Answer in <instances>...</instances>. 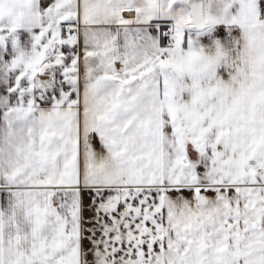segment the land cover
<instances>
[{
	"label": "snow or ice",
	"instance_id": "1",
	"mask_svg": "<svg viewBox=\"0 0 264 264\" xmlns=\"http://www.w3.org/2000/svg\"><path fill=\"white\" fill-rule=\"evenodd\" d=\"M0 264H264V0H0Z\"/></svg>",
	"mask_w": 264,
	"mask_h": 264
},
{
	"label": "crops",
	"instance_id": "2",
	"mask_svg": "<svg viewBox=\"0 0 264 264\" xmlns=\"http://www.w3.org/2000/svg\"><path fill=\"white\" fill-rule=\"evenodd\" d=\"M97 150H98V151L100 150V145H99V143H97ZM84 199H85V204L87 205V201H88L87 196H85ZM89 215H91V213L88 212V211H85V216L87 217V216H89Z\"/></svg>",
	"mask_w": 264,
	"mask_h": 264
}]
</instances>
